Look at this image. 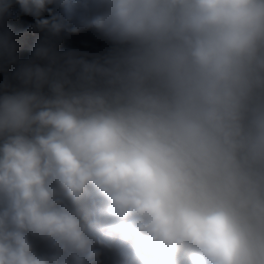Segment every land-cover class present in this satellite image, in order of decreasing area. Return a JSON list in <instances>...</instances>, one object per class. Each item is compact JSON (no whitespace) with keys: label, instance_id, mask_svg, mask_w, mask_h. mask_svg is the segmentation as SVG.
Returning <instances> with one entry per match:
<instances>
[{"label":"clouds","instance_id":"clouds-1","mask_svg":"<svg viewBox=\"0 0 264 264\" xmlns=\"http://www.w3.org/2000/svg\"><path fill=\"white\" fill-rule=\"evenodd\" d=\"M13 3L117 47L0 33V264H264V0Z\"/></svg>","mask_w":264,"mask_h":264},{"label":"trees","instance_id":"trees-1","mask_svg":"<svg viewBox=\"0 0 264 264\" xmlns=\"http://www.w3.org/2000/svg\"><path fill=\"white\" fill-rule=\"evenodd\" d=\"M50 11H45L41 18L50 19L54 14L63 13V9L58 5H49ZM11 16L0 20V33L10 32L17 45V56L19 61H26L31 58L37 43L47 40L54 44L58 51H72L85 59L92 60L101 58L105 52H111L113 42L104 37L95 28H84L79 32L70 33L61 31L58 35H53L47 30L37 29L35 19L31 15L24 14L18 4L13 3L10 9ZM17 64L8 65L5 70H0V85H3L7 79L12 87L18 86L14 79ZM3 89L0 88V92Z\"/></svg>","mask_w":264,"mask_h":264},{"label":"rangeland","instance_id":"rangeland-1","mask_svg":"<svg viewBox=\"0 0 264 264\" xmlns=\"http://www.w3.org/2000/svg\"><path fill=\"white\" fill-rule=\"evenodd\" d=\"M116 47H117V45H115V44L113 43L112 51H111V52H105V53L103 54L102 59L105 58V57H107V56H109V55H111L112 52H113V50H114Z\"/></svg>","mask_w":264,"mask_h":264}]
</instances>
